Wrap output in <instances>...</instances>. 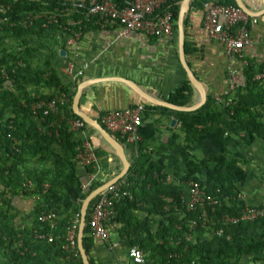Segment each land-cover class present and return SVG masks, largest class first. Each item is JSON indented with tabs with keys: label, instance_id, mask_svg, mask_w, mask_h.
<instances>
[{
	"label": "trees",
	"instance_id": "16d2710c",
	"mask_svg": "<svg viewBox=\"0 0 264 264\" xmlns=\"http://www.w3.org/2000/svg\"><path fill=\"white\" fill-rule=\"evenodd\" d=\"M115 1L120 8H124L131 0ZM182 1H168L158 11L172 12L175 30ZM208 1L193 0L191 10H203ZM215 2L237 6L235 0ZM1 5L10 7L8 15L16 24L29 12H49L62 7L55 0H0ZM85 14L84 9H77L69 18H60L59 25H50L49 28H43V20L30 28L20 25L4 27L5 34L11 36L13 42L11 48L0 45V264H83L77 243L73 251L66 248V228L77 217L80 220L82 203L87 195L121 172L120 165L115 173L105 178L102 170L100 178L85 190L77 162L78 149L83 144L81 136L70 131L66 120L59 121L55 117L49 118L44 125L52 133L48 135L40 130L31 111V105L36 101L63 96L68 100L65 107L67 117L83 120L73 110L78 84H65L53 68L52 58L41 66L38 61L39 53L47 44L44 39L49 35L70 38L74 32L84 35V32L96 29L92 22L87 23ZM188 19L189 14L185 16L184 25H187ZM69 20L81 23L68 26V31L63 30ZM0 34L4 36L0 37V41L7 39L4 33ZM4 70L8 78L3 77ZM263 70L264 65L248 62L244 70L245 86H239L231 98L225 97L226 102L208 97L196 111L180 112L164 107L161 111L178 119L187 143H194L202 135H207L211 128H222L226 134L240 138L245 145L251 146L257 139L264 140V79L256 78ZM31 87L37 91L34 92ZM43 88L49 89V93H42ZM191 94L192 85L188 82L171 95L169 102L182 107L192 106ZM51 123H56V126L50 127ZM89 130L98 134L92 127ZM111 134L127 146L119 135ZM90 143L93 145L91 139ZM141 144L139 159L131 166L126 178L132 197L124 198L115 208L114 218L123 225V233L127 235L125 244L139 247L156 260V264H239L246 257L264 261V218L236 224L220 222L225 216H239L241 207L251 206L244 201L239 189L248 181V175L238 159L222 154L188 161L183 181L200 182L208 194L220 201L214 211L207 209V215L215 221V226L203 229V210L199 208L190 212L183 207L186 192L168 182L164 175L165 166L159 165ZM94 149L98 158L104 154L101 148ZM84 167L89 177L93 167ZM29 182L33 183L35 191L27 187ZM44 184L49 185L45 194L42 193ZM37 193L38 200L35 198ZM17 197H31L35 202L31 213H22L23 221L25 217L30 221L24 227L18 223L20 216L14 204ZM97 201L98 198L88 209L84 234L88 255L93 244L89 221ZM174 209H178L181 215ZM140 211L146 212L149 217L140 220L137 215ZM48 213L57 216L56 229L40 220L43 214ZM154 216L163 218L156 229ZM192 221L198 222L197 229L191 228ZM217 230H222L223 234L217 236ZM51 234L54 239L49 242ZM203 234L208 239L202 238ZM39 236H44V239ZM173 253L182 255V258L170 260Z\"/></svg>",
	"mask_w": 264,
	"mask_h": 264
},
{
	"label": "crops",
	"instance_id": "0c3cea01",
	"mask_svg": "<svg viewBox=\"0 0 264 264\" xmlns=\"http://www.w3.org/2000/svg\"><path fill=\"white\" fill-rule=\"evenodd\" d=\"M242 1L253 12L264 11V0ZM250 18L252 21L250 24L251 42L243 51L242 59H233L227 55L221 43L210 38L203 24V10H190L187 25H184L185 58L202 83L207 98L213 97L218 102H226L225 97L231 98L230 96L239 86H245L244 70L248 62H254L260 66L264 65V13L258 17ZM255 20L257 23L253 22ZM118 34L119 28H96L84 32L82 38L74 42H71L68 36L49 35V38L44 39L47 44L39 53L38 65L41 66L47 62V59L52 58V66L57 70L59 78L65 84L72 82L64 73L67 65L73 64L78 69L88 65L77 84L97 79L101 82L84 88L79 105L80 111L95 119L100 120L102 115L110 111L145 105L147 109L141 128L143 137V145L141 144V146L145 148V152L152 154L159 165L165 166L164 175L168 182L187 192V183L183 181L187 170V157H192L194 160L196 158L191 155L193 154L191 151L185 150V146L180 143L186 141L185 134L180 130V122L174 115L162 112V107L145 101L126 84L119 81L125 79L133 82L151 97L169 102V98L178 88L190 82L180 61L178 28L171 36L162 38L147 36L140 32H133L127 38H119ZM191 85L192 94L190 96L191 101L194 102L192 106H194L200 102L201 94L193 84ZM234 85L235 90H231ZM30 89L34 92L37 91L32 87ZM49 91L46 88L41 89L42 93L47 94ZM173 121H176L174 125ZM214 130L223 131L222 128H211L209 133ZM89 134L91 141L96 140L94 147L104 151V154L98 159L105 174L104 177L107 178L108 175L111 176L115 173L119 166H122V163L116 152L97 133L93 134L89 130ZM208 134L202 135L198 140L207 141L206 139H209L205 143L213 149V152L223 150L222 143L226 140L223 137V140H213V137L208 136ZM229 137L232 136L229 135ZM176 139L178 140L176 141ZM177 143L180 146H177ZM125 147L128 160L131 166H134L139 159L140 145L136 147L127 145ZM228 154L225 156L238 159L244 168L250 166L247 158H237ZM216 155L222 154L207 155L206 158ZM122 168L123 166L121 170ZM255 169L256 167L250 168V172L252 173ZM78 173L82 176L85 184L89 177L85 167L81 164H78ZM252 176L255 177L256 175ZM242 196L244 201L253 207L264 206V201L251 202L248 195L243 192ZM14 204L16 212L20 216L18 223L24 227L30 221L26 220V217L23 221L22 213H31L35 202L31 197H17ZM174 210L180 214L178 209ZM137 215L140 220L149 217L144 211L138 212ZM152 218L155 221L154 228L156 229L163 218L160 216ZM106 228L108 240L92 237L93 244L89 252L91 264H136L129 254L132 247L125 244L127 235L123 233V225L119 224L116 218H113L107 221ZM202 238L208 239L205 234L202 235ZM143 254L145 261L142 264L157 263L148 254L146 255L144 252ZM239 264H264V261H255L251 257H246Z\"/></svg>",
	"mask_w": 264,
	"mask_h": 264
},
{
	"label": "built area",
	"instance_id": "2783aa9c",
	"mask_svg": "<svg viewBox=\"0 0 264 264\" xmlns=\"http://www.w3.org/2000/svg\"><path fill=\"white\" fill-rule=\"evenodd\" d=\"M62 6L55 11L49 12H29L23 17L18 24L11 21L8 12L10 7L0 6V33L5 34L4 27H16L20 25L24 28L32 27L37 21L43 20V28H49L50 25H59L60 18H69L77 9L86 11L85 17L87 23L92 22V26L97 29L119 28V38H127L133 32L144 33L152 37H169L175 31V23L171 11L159 13L158 11L168 2H178V0H131L124 8H120L115 0H55ZM251 18L238 6L223 5L209 0L204 5L203 9V24L210 38L221 43L227 55L231 58L242 59L243 51L251 42ZM257 23L256 20L253 21ZM74 20L67 21L68 26H76L80 24ZM62 27V25L60 26ZM62 30V32H63ZM6 35V34H5ZM7 36V35H6ZM82 32H74V35L69 38L71 42L80 40ZM22 65L21 62L18 63ZM88 65L78 69L73 64L65 67L64 73L70 78L73 83L84 75V71ZM3 77L8 78L7 71H3ZM256 78L264 79V70L259 73ZM235 90V85L231 87ZM68 100L63 96H57L51 100H39L31 105L32 115L38 121L41 131H45L48 135H52L44 126L48 123V119L55 117L59 121L66 120L70 126V131L78 133L83 139V144L78 149L77 162L83 166L93 167V173L89 175L88 183L83 185L85 190L95 183L101 175L102 169L99 159L96 155L93 145L90 143L89 128L90 125L84 120H71L67 117L68 111L65 109ZM230 104H227L229 106ZM145 106L137 105L123 110H114L107 112L100 118V123L105 128L114 134L119 135L128 146L136 147L143 141L141 128L144 122ZM51 126H56V123H51ZM127 177L109 187L98 198L91 218L89 227L91 236L108 240V232L106 223L109 219L115 217V208L124 198H131V192L128 189ZM29 182L27 187H31V191H35V186ZM42 193L45 194L49 190V185L44 184ZM240 197H242L240 195ZM35 198L39 199V193ZM244 199V198H243ZM220 201L216 196L208 194L201 186L200 182L192 180L187 183V192L183 196V207L190 212L196 211L199 208L203 210L202 228L215 226V221L211 220L207 215V209L213 211L219 205ZM241 206L238 207V209ZM259 218H264V206L253 207L246 205L243 209L240 208V214L237 217L225 216L222 221L224 224H236L241 221H254ZM42 222H48L52 229H56L58 225L57 216L54 213L43 214L40 218ZM80 220L77 217L72 220L67 228L65 239L67 242L66 248L70 251L75 249L77 243V235ZM199 226L197 221L191 222V228L197 229ZM222 230H217L216 235L221 236ZM44 239V236H39ZM189 239L191 236L189 235ZM54 235L48 236V241L52 242ZM22 246V245H20ZM72 250V251H73ZM130 257L136 264H142L145 261V256L138 247L130 248ZM170 260L181 259L182 255L173 253L170 255Z\"/></svg>",
	"mask_w": 264,
	"mask_h": 264
},
{
	"label": "water",
	"instance_id": "95a60500",
	"mask_svg": "<svg viewBox=\"0 0 264 264\" xmlns=\"http://www.w3.org/2000/svg\"><path fill=\"white\" fill-rule=\"evenodd\" d=\"M192 1L193 0H183L181 2V10L179 13L177 26H178V33H179L180 61L182 63V66H183L186 74H187L189 81L191 82V84H193V86L201 94L200 102L195 104L194 106H189V107L177 106V105H174L170 102L160 101V100H157V99L151 97L146 92H144L141 88H139L137 84H135L133 82H130V81L125 80V79L119 80L120 82H123L124 84H126L136 94L140 95L141 98H143L145 101L152 103V104H155V105L160 106V107H164V108H168V109L176 110V111H180V112L196 111L199 108H201L207 101V94H206V92L202 86V83L196 77V75L194 74V72L192 71L190 66L188 65V62L185 58L184 19H185V16L190 13ZM235 3L239 8H241L250 17H258L262 13H264V11H262L260 13L253 12L252 10H250V8H248L244 4V2L242 0H235ZM99 82H101V81H98V79H97V80L82 82L78 85L77 93L73 99V110L77 116H79L81 119L86 121L90 125V127L95 129L98 132V134L100 135V137L108 144V146H110L116 152L118 158L120 159V161L122 163L123 168H122L121 172L117 176H115L113 179L105 182L103 185H101V186L97 187L96 189H94L93 191H91L82 203L81 212H80L81 213L80 214V223H79V229H78V235H77V245H78L79 252L81 254V259H82L83 264H91L89 255L87 254L86 249L84 247V234H85V229H86V224H87L88 209H89L91 203L96 198H98L101 194H103L109 187H111L112 185H115L116 183L121 181L123 178H125L128 175L129 170L131 168V164L128 160L127 153H126V147H124L123 144H121L118 140H116V138L99 122L98 119H95V118L83 113L82 111H80L79 103H80V99L82 97V93H83L84 88L92 86V85L99 83ZM172 123L174 125L176 123V121H173Z\"/></svg>",
	"mask_w": 264,
	"mask_h": 264
},
{
	"label": "rangeland",
	"instance_id": "374dc122",
	"mask_svg": "<svg viewBox=\"0 0 264 264\" xmlns=\"http://www.w3.org/2000/svg\"><path fill=\"white\" fill-rule=\"evenodd\" d=\"M3 36L0 34V37ZM4 37V36H3ZM7 39L0 41V45L5 46L7 48H11V36L5 37ZM226 135V136H225ZM182 136V135H181ZM208 136L213 137V140H226L222 143L224 149L220 152H213L211 147H208L205 142H208L209 139L197 140L194 143H187L186 141H181V145L185 146V150L188 152H192L191 154L196 159H204L207 155L214 154H224V155H232L234 157H243L248 159L249 167H245L248 174V181L246 184L239 187L241 192L248 195V198L251 202H262L264 201V140L257 139L254 144L251 146L245 145L242 139L230 138L229 135L223 130H214L212 133H209ZM223 137V138H222ZM208 138V137H207ZM178 139H176L177 141ZM93 145H96V140L92 141ZM177 146H180L177 143ZM190 160H194L192 157H187V163ZM256 169L251 173L250 168ZM252 175H256L253 177ZM242 195V193H241ZM26 204V203H23ZM27 204H30L27 202Z\"/></svg>",
	"mask_w": 264,
	"mask_h": 264
},
{
	"label": "clouds",
	"instance_id": "9594fccd",
	"mask_svg": "<svg viewBox=\"0 0 264 264\" xmlns=\"http://www.w3.org/2000/svg\"><path fill=\"white\" fill-rule=\"evenodd\" d=\"M125 147V146H124ZM127 177V176H126ZM185 183H187V182H185ZM99 198V197H98Z\"/></svg>",
	"mask_w": 264,
	"mask_h": 264
}]
</instances>
